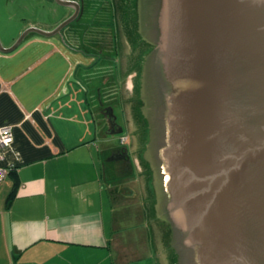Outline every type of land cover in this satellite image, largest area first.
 <instances>
[{"label": "water", "instance_id": "95a60500", "mask_svg": "<svg viewBox=\"0 0 264 264\" xmlns=\"http://www.w3.org/2000/svg\"><path fill=\"white\" fill-rule=\"evenodd\" d=\"M55 2L73 14L0 51L59 33L79 4ZM135 11V32L155 45L141 103L152 207L177 264H264V0H135Z\"/></svg>", "mask_w": 264, "mask_h": 264}, {"label": "crops", "instance_id": "0c3cea01", "mask_svg": "<svg viewBox=\"0 0 264 264\" xmlns=\"http://www.w3.org/2000/svg\"><path fill=\"white\" fill-rule=\"evenodd\" d=\"M29 1L46 15L0 10V47L10 46L27 28L50 32L73 14V4ZM69 1L80 9L59 33L29 32L13 50L0 51V127L12 134L11 144L0 149V168H14L18 177L8 206L11 181L5 173L0 179V264H134L145 259L148 241L153 264H167L169 256L176 264L169 223L154 217L152 172L132 175L142 182L133 195L127 178L104 161L112 146L108 139L102 142L99 94L111 83L101 81L96 91L93 83L102 68L95 44L102 43L103 32L95 26L87 40L79 31L84 2ZM107 9L106 19H112ZM87 43L90 51L83 47ZM134 198L132 208L119 214L115 202L127 205ZM129 212L142 229L122 236L116 219H129Z\"/></svg>", "mask_w": 264, "mask_h": 264}, {"label": "rangeland", "instance_id": "374dc122", "mask_svg": "<svg viewBox=\"0 0 264 264\" xmlns=\"http://www.w3.org/2000/svg\"><path fill=\"white\" fill-rule=\"evenodd\" d=\"M82 1L84 2L85 5V15L84 17L81 18L82 24L79 30L80 33L82 35L88 34L86 36V39L88 40L89 32H91L95 26L98 31L103 32L102 43L95 44L96 45L95 47H97L95 50H97L99 55L97 61L98 62L101 61L100 65L102 67L100 72H98L100 74L96 75L95 80H93V83H95L96 85L95 91L98 89L97 87L101 85V81L104 82L105 80H107L108 82L111 83V85L107 86L106 89L102 87L99 95H100V99H102V103L104 102L105 104H107V106H110L112 108V113L115 115V121L118 127L123 128V130H125L126 129L125 124H128L127 121L128 117H130V120L135 124V126H136L135 123L136 120L137 122L139 121L138 123L139 125H144V122H141V117L137 114V109L141 110L140 113L141 115H143L145 119L146 116L144 115L141 109L142 97L145 92L146 84H147V63L145 59L147 55L155 48V45L146 42L139 34L135 32V28H136L135 0H82ZM82 1L80 2V5L82 4ZM11 2L15 3L13 7L9 5L11 4ZM0 3H1L0 10L5 11L6 9L7 11L6 13H8L9 11L17 15H20L19 13H21V15L25 14L24 17L31 15L35 17L46 15V11L42 13L40 11L42 10L40 9L41 7L37 5L36 2L33 3L29 0H0ZM98 3L100 4L99 6ZM107 5L109 9H111V13H113L112 19H110L109 16H107L106 19L105 14L106 12H108ZM94 7L98 8L101 12L98 13V9L95 10L97 12L96 23L94 25H91L90 20L92 19L90 14ZM55 8L60 9L62 7L57 5ZM107 32L109 33L111 32L109 39L107 38V34H109ZM90 45H91L90 43H87L83 47L88 51H90L91 50ZM124 57H125V64L123 66V71L125 75L128 73L130 69L132 72H138V70L140 69L141 65L144 62L143 70H142L143 74L141 75L140 78L141 83H139V80H132L133 76H131L132 81L129 84V89H132L131 94L129 92H126V89L123 88V86H121L125 78L124 80L120 79L119 76L120 73H118V71H120V65H121L120 62H122V58L124 61ZM128 61L130 65H127ZM97 67L99 68V64L97 65ZM123 71L120 72L122 73ZM100 76H102V78ZM116 83H118L117 86ZM113 84L115 88H113ZM103 91H104L105 99L103 98ZM125 120L127 123H125ZM145 121L148 122L149 124V128H150L149 135L151 136L154 129V125L147 118L145 119ZM134 124L128 127L129 129L128 132L122 131L115 134L103 135L102 142H105V140L108 139L111 146H116L118 145V141H119L120 143L125 144L129 152L128 153L129 157L131 159H133V157L137 159L139 158L142 159V160L139 159L140 161L137 163L138 166L134 164L133 161L134 168H131L132 175H135L137 171L140 172L141 170H146L151 173L152 169L149 166V161H147L144 158V153L153 142L152 136H151V141H147L146 133L144 132V134H142L139 132V130L134 132L135 134L133 135L131 129L134 127ZM102 133L104 134V132ZM121 134H125L126 136L120 137V139L118 140V137ZM145 145L147 146V149H144ZM104 159L108 160V162L106 163H109L110 153H106ZM123 167H125L126 170V166ZM120 171L121 170L119 169L118 172ZM127 180H128L127 181L128 189L130 190V192L132 191L131 193L133 195H135V192H137L138 189L142 186L141 185L142 182L138 177L127 178ZM140 191H142V189H140ZM135 202H136L135 198L133 199L132 202H130L127 205L118 204V202L116 201L115 202L116 210L119 212V214L124 209L130 210L132 208L130 204L132 203L135 204ZM128 214L130 217L129 219H125V220H123L122 218L116 219V226L118 228L117 231H119L122 236L124 235L126 236V234H130V235L135 234L136 228L140 227L142 229L141 225H137V226L134 225V221L136 219L133 217L131 212H129ZM171 239H172V235L168 238V242H170ZM152 249H153V245L150 241H148L147 252L142 253L145 259L141 260L139 263H134V264H150V261L151 264H153L152 263L153 258L152 255L150 254L152 252ZM166 263L172 264V257L169 256L166 260ZM175 263L177 264V259Z\"/></svg>", "mask_w": 264, "mask_h": 264}, {"label": "flooded vegetation", "instance_id": "af4514ba", "mask_svg": "<svg viewBox=\"0 0 264 264\" xmlns=\"http://www.w3.org/2000/svg\"><path fill=\"white\" fill-rule=\"evenodd\" d=\"M80 9V8H79ZM107 38L109 39L110 38V36L109 35H107ZM144 58V57H143ZM143 60V59H142ZM120 71H123V66H124V64H125V57H124V61H123V58H122V62H120ZM142 64V63H141ZM127 65H130L129 64V61L127 62ZM143 65H144V62H143V64L141 65V67H140V69L138 70V72H132L131 70H129L128 71V73L125 75V80L124 79H122V80H124V82L121 84V86H123V88H125L126 89V92H129L130 94H131V90L132 89H129V84H130V82L132 81V80H139V83H141V75L143 74V72H142V70H143ZM129 67V66H128ZM120 71H118V73H121ZM129 73H131V74H129ZM129 74V75H128ZM131 76H133V79L131 78ZM138 76V77H137ZM132 79V80H131ZM132 88V87H131ZM139 97V96H138ZM134 99V98H133ZM107 106V104H102L100 107H99V111H101L100 113H102V114H100L99 113V117L101 118V124H102V131L104 132V133H108V134H115V133H119V132H122V131H126V132H128L129 131V129H128V127H130V126H132L134 123L130 120V117H128L127 118V121H128V124H125V127H126V129L125 130H123V128H120V127H118L117 126V124H116V121H115V115H114V119H113V121L114 122H111L112 123V126L111 127H108L107 126V122H106V120H107V117L106 116H104L103 115V113L105 112L104 110V107H106ZM120 109H121V107H120ZM140 112H141V110H140ZM121 113H122V111H121ZM122 115H123V113H122ZM143 116V115H142ZM146 119V118H145ZM145 119H144V125H145V128H146V136H147V141H151V136L149 135L150 134V128H149V124H148V122H146L145 121ZM125 123H127L126 122V120H125ZM118 130H120L119 132H116V131H118ZM138 129H137V126H135V124H134V127L131 129V132H132V134L134 135L135 133L134 132H136ZM124 136H126L125 134H123L122 135V137H124ZM120 145H122V146H124V147H122V146H120ZM118 146V147H117ZM144 149H147V146L145 145V147H144ZM129 152H128V150H127V147L125 146V144H122V143H120L119 141H118V145H116L115 147H113V151L111 152V154H110V157H111V159L113 160V162H115V164L117 165V168L119 167V169L123 166V164H121V163H123L124 161H127V165H128V168H130V170H131V168H134V164H136L137 165V162H136V158H134L133 157V159H131L130 157H129V154H128ZM133 161H134V164H133ZM132 166V167H131ZM138 166V165H137ZM122 168H125V167H122ZM139 170V169H138ZM136 171V170H135Z\"/></svg>", "mask_w": 264, "mask_h": 264}, {"label": "trees", "instance_id": "16d2710c", "mask_svg": "<svg viewBox=\"0 0 264 264\" xmlns=\"http://www.w3.org/2000/svg\"><path fill=\"white\" fill-rule=\"evenodd\" d=\"M131 70V69H130ZM123 73V74H122ZM122 73H120V79H124V77H125V73H124V71L122 72ZM124 75V76H123ZM120 81V80H119ZM103 104H104V102H103ZM98 109H99V107H98ZM137 114L141 117V122H144V117L141 115V113H140V110L139 109H137ZM137 115V116H138ZM136 126H137V128H138V130H139V132L140 133H142V134H144V132H146V128H145V125H139L138 123H139V121L137 122V120H136ZM137 130V131H138ZM103 132V131H102ZM103 134V133H102ZM103 135H109L108 133H104ZM122 135L123 134H121V135H119V137H118V140L120 139V137H122ZM120 146H122V145H120ZM113 147H115V146H112L109 150H108V153H110L111 154V152L113 151ZM118 147V146H117ZM122 147H124V146H122ZM110 159H111V157H110ZM106 159H104V161H105ZM109 161H111V160H109ZM109 163H112L111 164V166H112V168H114L115 169V167L117 166L116 164H115V162H113V160L111 161V162H109ZM121 164H123V166H126V170H125V168H120V173H121V175L122 176H125L126 178H132L133 176H132V170H130V168H128V163H127V161H124L123 163H121ZM119 170V169H118ZM5 175L10 179V181H11V185H10V189H9V191H8V193H7V195H6V199H5V204H6V206H8L9 204H10V202L12 201V199H13V197H14V195H15V192H16V189H17V187H18V177H17V174H16V172H15V169L14 168H7V170H5ZM169 227H170V223H169ZM171 228V227H170ZM172 229H170V231H171ZM175 254H176V252H175ZM176 259H177V254H176Z\"/></svg>", "mask_w": 264, "mask_h": 264}, {"label": "built area", "instance_id": "2783aa9c", "mask_svg": "<svg viewBox=\"0 0 264 264\" xmlns=\"http://www.w3.org/2000/svg\"><path fill=\"white\" fill-rule=\"evenodd\" d=\"M12 142L11 130L8 126L0 127V149L8 147ZM5 169L0 168V179L3 177Z\"/></svg>", "mask_w": 264, "mask_h": 264}]
</instances>
